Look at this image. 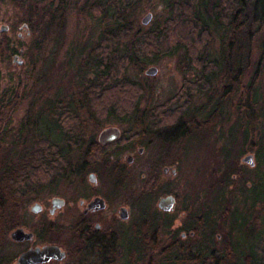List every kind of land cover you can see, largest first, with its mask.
I'll use <instances>...</instances> for the list:
<instances>
[{"label": "rangeland", "instance_id": "374dc122", "mask_svg": "<svg viewBox=\"0 0 264 264\" xmlns=\"http://www.w3.org/2000/svg\"><path fill=\"white\" fill-rule=\"evenodd\" d=\"M38 1L34 0L17 7L7 0H0V28L7 26L5 30L0 29V137L2 133L8 134V137H3L4 141L0 142V152L13 148L12 143L28 152L33 147L37 148L36 143L47 138L44 130L48 125L45 120L50 123L53 117L46 113L47 110L43 109V106L58 100L61 101L60 106L65 109L68 103L73 104L71 95L75 88L81 83L87 85V79L92 78L93 69L90 65L84 66L81 61L86 52H89L91 47L99 42V34L104 23L102 16L96 18L95 14L91 16L79 13V7L84 3L89 4L90 0H70L64 30L61 32L62 38L56 48L53 49L54 46L48 43L47 48L44 46L41 50L40 45L41 48L38 50L41 41L38 29L27 24L30 20L36 28L40 25L38 19L46 1ZM147 3L145 7L142 3L133 16L137 23L145 28L156 22L159 23L168 13L166 2L147 0ZM148 11L152 12V20L147 25L140 24V19ZM219 43L220 32L216 30L214 41L208 49L210 60L215 62L220 59ZM14 55L17 57L15 62H13ZM17 60H21V64L18 65ZM187 62L184 51L178 50L169 54L164 53L155 62L146 63L141 70L132 68V66L127 68L126 75L130 80L145 85L149 91H152L151 105L161 106L164 109L162 118L164 122L159 125L155 124V120L151 119L150 122L154 124L153 127L157 126L156 134L164 132L159 129H173L177 122H181L184 127H187L188 136L173 141L169 147L163 146L169 162H176L167 164L171 167L169 172L175 169L174 174L169 173L170 177L164 176L161 166L154 161L158 154L167 160L164 152H158L161 148L157 147L158 142L154 137L146 138L144 145L134 143L136 144L134 153L140 145L145 147V151L131 165L126 164L124 160L121 161L120 158V161L125 163L124 167L128 176L124 190L125 192L155 193L163 189V191L173 192L179 202L183 198L190 199L192 208L202 206L213 215L223 213L221 214L223 217L217 216V218L224 220L226 225L224 224L223 229L217 230L219 232L228 230L230 238L231 235L234 236L238 243L252 242L256 260H258L256 264H264V152L260 156L257 154L259 140L263 139H259V133H264V131L260 130V124L257 129L250 125L244 118V114L237 115L235 109L238 102L237 95L224 106L222 124L213 129L189 128L191 119L200 121L199 118L203 110L207 108V104L217 98L216 90L222 86L223 78L219 76L220 74L213 72L216 68L211 69L210 76L215 78L208 92L195 93L189 104L180 105L175 95L181 90L184 79L193 81L197 74L196 68L189 66ZM150 66L157 68L155 75L144 74V70ZM100 75L103 79L104 73L101 72ZM245 81H247L246 78ZM95 88L99 89V85ZM97 92L96 90L95 93ZM81 98L77 100L80 101ZM97 105L102 104L96 99L92 100V114L84 110L80 112L81 116L100 118L105 112L103 110L102 113L97 114L94 110ZM123 106L126 107L127 104ZM143 106L144 103H141V107ZM170 109H176V112L169 115ZM122 113L116 109L114 115L120 118L124 116ZM176 116L177 119L174 120ZM41 117L44 119L41 120ZM33 118L37 120L33 121L32 126L28 125L31 121L29 119ZM106 121L96 124L97 126L93 123L87 125L82 137L80 136V141L87 144L93 138L97 140L98 133L106 127L120 128L125 133H121L124 134L125 139L130 138L129 136L135 130L142 128V125L132 128L129 126L131 123L125 120L118 123L112 120ZM23 124L27 125L26 129L21 128ZM18 131H21L19 137L16 134ZM15 134L16 137H14ZM57 145H63L69 151V166L76 164L74 170L69 171L72 175L79 174V178L73 181L72 179L64 180L63 177L68 171L66 170L65 174L56 177L48 187L42 188V191L35 195L36 200L41 199V202L48 207L52 197H62L66 201L75 199L77 195L74 188L78 185L76 181L80 184H87V174L78 168L81 166L79 164L81 158L78 157L79 153L77 149H74L75 146L72 148L62 141ZM131 147H133L132 144L122 146L119 152L126 155ZM248 154L254 157L253 167L241 162L242 157ZM77 168L81 172L77 173ZM100 168L101 165L92 169ZM96 173L104 175L101 170ZM158 178H161L160 184L156 182ZM145 179L151 182L144 184ZM99 180L103 185L105 180L102 178ZM102 185L99 184V186ZM33 202L32 197L25 199L21 209H27ZM65 212L64 209L58 215L53 216V223L61 222ZM232 217L236 218L235 223L231 221ZM48 222H50L49 218ZM214 245L215 249L221 251L218 245ZM209 248L205 245L196 246V252L193 254H206ZM17 249L16 246H5L0 252V264H6L10 257L9 253L13 254V251ZM239 255L238 250L235 253L233 249L227 255L224 264H242ZM209 264H220L219 259L213 258Z\"/></svg>", "mask_w": 264, "mask_h": 264}, {"label": "trees", "instance_id": "16d2710c", "mask_svg": "<svg viewBox=\"0 0 264 264\" xmlns=\"http://www.w3.org/2000/svg\"><path fill=\"white\" fill-rule=\"evenodd\" d=\"M7 1L18 7L34 0ZM41 1H46V4L38 19L40 25L36 28L30 20L27 24L38 29L41 38L38 50L40 45L42 50L48 43L55 49L62 38L61 32L64 30L70 0L38 2ZM161 1L166 2L168 13L159 23L148 28L140 26L133 17L142 3L144 7L148 4L147 0H90L89 4L84 3L79 7V13L91 16L95 14L96 18L102 16L104 20L99 42L86 52L81 61L84 66L90 65L93 69L92 78L87 79V85L81 83L75 88L71 95L73 104L68 103L65 109L58 100L43 106L46 113L53 117L50 123L45 120L48 125L44 130L47 138L37 142V148L33 147L28 152L12 143L13 148L0 152V207L6 204L16 207L21 200L18 197L19 191L23 187L30 186L34 194L40 188L48 187L56 177L65 174L66 170V175L71 173L69 151L63 145H57L58 142L75 146L74 149L78 145L77 151L82 155L80 158L89 157L92 149L88 145L82 147L80 141L87 125L93 123L97 126L96 124L105 120L116 123L125 120L131 123L129 126L132 128L140 125L142 128H156L157 126L150 124L151 119L157 125L164 122V109L151 105L152 91L126 75L128 66L141 70L146 63L155 62L164 53L183 50L188 65L196 68L194 80L184 79L181 90L175 95L180 105L189 104L195 93L208 92L215 78L210 76L211 69L216 68L213 72L223 78L222 86L216 88L217 98L207 104L200 121L191 119L189 128L213 129L222 124L224 106L237 95V115L244 114L250 125L257 129L260 124V130L264 131V0ZM216 30L220 32L218 62L210 60L208 52ZM101 72L104 73L103 79ZM245 78L247 81L244 82ZM96 85H99V89L95 88ZM78 98L81 100L78 101ZM94 99L102 104L94 108L95 112L100 114L104 110L105 114L94 119L93 116H81L80 112L84 110L91 112V101ZM141 103H144L143 107ZM123 104L127 106L124 107ZM116 109L122 111L124 116L116 117ZM174 112L176 109H170L168 114L172 115ZM106 115L112 119H108ZM35 119H29L31 121L28 125L32 126ZM176 119L177 116L174 120ZM21 128L26 129L27 125L23 124ZM184 128L187 127L181 122L173 126L176 131ZM21 131L16 132L18 137L21 136ZM2 134L0 142L4 141L3 137H8V134ZM259 139H262L259 140L257 150L260 156L264 152V133H259ZM14 201L16 205H13ZM252 246V242L229 243V247L221 254L222 257H219V263H226L224 260L234 249L235 253L237 250L240 253L242 264H256L258 260ZM211 258V253H203L193 264H209L208 260Z\"/></svg>", "mask_w": 264, "mask_h": 264}, {"label": "flooded vegetation", "instance_id": "af4514ba", "mask_svg": "<svg viewBox=\"0 0 264 264\" xmlns=\"http://www.w3.org/2000/svg\"><path fill=\"white\" fill-rule=\"evenodd\" d=\"M155 131L158 129L139 128L125 139L120 128L106 127L98 133L97 140L93 138L87 144L81 140L82 147L88 145L92 149L91 155L81 158V166H78L87 174V184L76 181L78 185L74 191L77 197L71 201L58 197L63 200L58 208H53L54 197L50 199L49 207L41 199L36 200L35 195L45 186L34 194L30 186L23 187L16 207L10 204L0 207V252L5 246L18 247L13 254L9 253L6 264H16L18 256L26 250H42L46 246L58 247L63 256L31 264H193L200 259L201 254H193L195 247L200 245L210 247L207 252L212 254L208 260L210 263L213 258L222 257L229 247L227 243H238L234 236L230 238L228 230H217L226 225L224 220L217 218L223 213L213 215L202 206L192 208L190 199L183 198L179 202L173 192L163 189L155 193L125 192L128 177L125 163L131 165L144 153L143 142L150 136L158 142L157 147L161 148L158 152H164L167 158L164 160L158 154L155 163L161 166L164 176L172 174L174 168L169 172L171 167L167 164L171 162L163 146L169 147L173 141L187 137L188 129L162 128L159 129L164 131L161 134ZM134 143L143 144L135 153ZM127 144L133 145L129 153H120L119 149ZM99 165L100 169H92ZM74 166L69 169L74 170ZM78 168L77 173L81 172ZM100 170L104 172L103 176L96 173ZM70 175L71 178L66 175L63 179L73 181L79 178V174ZM100 178L105 180L103 185ZM149 180L145 179L144 184L150 183ZM156 182L160 184L161 178ZM31 197L34 202L27 209H21L25 199ZM98 198L101 199L99 206H91ZM13 205H16L15 201ZM64 209L66 212L61 222L53 223V216ZM231 221L235 223L236 218L232 217ZM17 229L22 231L23 238L12 237ZM214 244L221 251L215 249Z\"/></svg>", "mask_w": 264, "mask_h": 264}, {"label": "water", "instance_id": "95a60500", "mask_svg": "<svg viewBox=\"0 0 264 264\" xmlns=\"http://www.w3.org/2000/svg\"><path fill=\"white\" fill-rule=\"evenodd\" d=\"M152 18V12L148 11L146 12L142 18L140 19V23L142 25H147ZM1 30L7 29V26H1ZM13 61L15 62L16 59L15 57L13 58ZM19 64L21 63L20 60L17 61ZM157 73V68L155 66H150L144 70V74L148 76L155 75ZM241 162L248 164V166L253 167L254 166V157L252 154H248L242 157ZM175 170H172V174H174ZM101 201V199H96L91 206H99L97 205L98 202ZM63 200L58 197H54L52 199V205L53 208H58L61 206ZM22 231L20 229L15 230L12 233V237L15 239H20L23 238L21 235ZM63 256V252L59 250L58 247L55 246H46L42 250L39 249H29L24 252H22L18 258L16 264H31L35 262H40V261H46L49 260L52 257L55 258H60Z\"/></svg>", "mask_w": 264, "mask_h": 264}]
</instances>
